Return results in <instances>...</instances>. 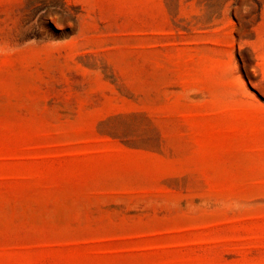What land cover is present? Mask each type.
Instances as JSON below:
<instances>
[{
	"label": "rangeland",
	"instance_id": "obj_1",
	"mask_svg": "<svg viewBox=\"0 0 264 264\" xmlns=\"http://www.w3.org/2000/svg\"><path fill=\"white\" fill-rule=\"evenodd\" d=\"M0 264H264V0H0Z\"/></svg>",
	"mask_w": 264,
	"mask_h": 264
}]
</instances>
